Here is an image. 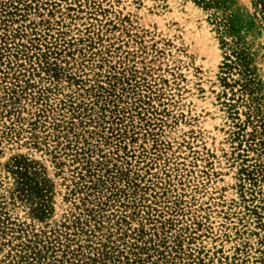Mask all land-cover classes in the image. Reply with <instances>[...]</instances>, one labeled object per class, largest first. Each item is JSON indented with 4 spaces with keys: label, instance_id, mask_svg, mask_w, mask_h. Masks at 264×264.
Returning a JSON list of instances; mask_svg holds the SVG:
<instances>
[{
    "label": "rangeland",
    "instance_id": "374dc122",
    "mask_svg": "<svg viewBox=\"0 0 264 264\" xmlns=\"http://www.w3.org/2000/svg\"><path fill=\"white\" fill-rule=\"evenodd\" d=\"M256 1L0 0V264H264Z\"/></svg>",
    "mask_w": 264,
    "mask_h": 264
},
{
    "label": "trees",
    "instance_id": "16d2710c",
    "mask_svg": "<svg viewBox=\"0 0 264 264\" xmlns=\"http://www.w3.org/2000/svg\"><path fill=\"white\" fill-rule=\"evenodd\" d=\"M256 5H257V7H260L259 8V10L261 11V12H263V14H264V0H257L256 1ZM239 58H241V60L243 61V62H246V56H240ZM253 82V80L252 79H249L248 80V83L249 84H251ZM248 84V85H249Z\"/></svg>",
    "mask_w": 264,
    "mask_h": 264
}]
</instances>
